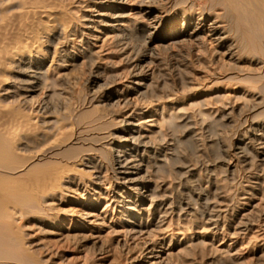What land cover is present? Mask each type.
I'll list each match as a JSON object with an SVG mask.
<instances>
[{
  "label": "rangeland",
  "instance_id": "obj_1",
  "mask_svg": "<svg viewBox=\"0 0 264 264\" xmlns=\"http://www.w3.org/2000/svg\"><path fill=\"white\" fill-rule=\"evenodd\" d=\"M98 1L1 2L0 56L30 32L44 53L0 64V134L24 141H6L5 166L25 179L55 165L64 178L19 205L22 245L4 239L17 258L0 263L264 264V61L186 34L201 11L187 26L177 0ZM146 6L172 25L148 34L157 20ZM125 140L130 186L114 160Z\"/></svg>",
  "mask_w": 264,
  "mask_h": 264
},
{
  "label": "bare ground",
  "instance_id": "obj_2",
  "mask_svg": "<svg viewBox=\"0 0 264 264\" xmlns=\"http://www.w3.org/2000/svg\"><path fill=\"white\" fill-rule=\"evenodd\" d=\"M96 1V0H95ZM121 0H99L97 3L100 4L103 7H116L115 3L120 2ZM134 1V0H133ZM142 0H139V3H141ZM148 1V0H147ZM151 1V0H149ZM2 2V0H0V3ZM56 2V1H55ZM136 2V1H134ZM9 3V2H8ZM111 3V4H110ZM3 3H1L0 5H2ZM147 4V3H146ZM162 4V3H161ZM51 5V4H50ZM148 5V4H147ZM177 6V10L179 9V11L183 12V24L186 23V25H190V20L192 19V15L195 12L196 8L200 9L198 12L199 17L197 22L195 23V26L192 28V30H190L189 32H187L186 34L190 35L191 37L193 36H198L200 32H204V34H206L210 37L213 38L214 41L217 42V44L221 45V46H228V51L231 55L234 56V54L236 52H238L239 50H244L242 51L245 52H251L252 54L257 56V60L260 61H264V0H177L176 4ZM12 6V5H11ZM83 6V5H82ZM3 6H1L2 8ZM118 7V6H117ZM0 8V9H1ZM142 8V7H141ZM176 8V7H175ZM219 8L222 10V12L219 13H215V16L213 17L214 19L210 20L208 23L205 22L206 20V12L211 11L212 9H216ZM18 9V8H17ZM22 9V8H21ZM108 9V8H107ZM114 9V8H113ZM2 10H5L2 9ZM0 10V13L4 14V12ZM7 10V9H6ZM5 10V11H6ZM14 10V9H13ZM16 10V9H15ZM220 10V11H221ZM2 11V12H1ZM21 11V10H20ZM23 11V10H22ZM75 11V10H74ZM216 11V10H215ZM180 12V13H181ZM13 13V11H12ZM16 13V12H15ZM19 13V11H18ZM103 13V12H102ZM142 13L146 15H152V17L156 18L157 23L155 25H151L149 24V28H148V34L156 32L157 28L160 26H170L172 25V21L171 23H167L166 21V17L162 14V13H158L155 12L153 7H145L142 8ZM210 13V12H209ZM1 14V16H2ZM6 14L8 15V13L6 12ZM11 14V13H9ZM20 14H22L20 12ZM25 14V13H24ZM105 14V13H104ZM12 15V14H11ZM10 15V16H11ZM15 15H19V14H15ZM48 15V14H47ZM142 15V14H140ZM0 16V18H1ZM8 16V17H10ZM21 16V15H20ZM28 16V15H27ZM34 15L32 14L31 17H33ZM143 16V15H142ZM3 17V16H2ZM4 17H7L4 14ZM14 17V16H13ZM22 17V16H21ZM26 17V16H25ZM53 16H51L52 18ZM11 18V17H10ZM16 18V17H15ZM15 18L13 19L14 21ZM30 19V18H29ZM77 19V18H76ZM3 19L1 18L0 21H2ZM12 20V19H10ZM79 20V19H78ZM94 19H92L93 21ZM19 21V20H18ZM23 21V20H22ZM72 21V20H71ZM143 21V20H142ZM4 22V21H2ZM12 22V21H11ZM6 23V21H5ZM123 22H121L122 24ZM17 24V23H16ZM29 24V23H28ZM67 24V22H66ZM125 24V22H124ZM3 25V24H2ZM6 25V24H5ZM7 26V25H6ZM21 26V25H20ZM44 26V25H43ZM63 26V25H62ZM27 27V26H26ZM147 27V26H146ZM29 28V27H28ZM42 28V27H41ZM46 28V27H45ZM44 28V29H45ZM174 28V27H173ZM183 28V27H182ZM2 30V29H1ZM33 30V29H32ZM35 30V29H34ZM10 31V30H9ZM13 31V30H12ZM25 31V30H24ZM28 31V30H27ZM52 30L50 29H45V34H50ZM62 31V29H61ZM30 32V30L28 31ZM33 32V31H32ZM60 32V31H59ZM184 30H177L174 31L175 34V38L173 41H179L182 39V36H184ZM36 33V31H35ZM42 33V32H41ZM53 33V32H52ZM74 33V32H73ZM2 34V33H1ZM26 34V33H25ZM24 34V35H25ZM147 35V33H146ZM6 36V35H5ZM203 36V35H202ZM201 36V38H202ZM4 37V36H2ZM9 37V36H7ZM12 37V36H11ZM172 37V36H171ZM10 38V37H9ZM14 38V37H12ZM200 38V36L197 37V39ZM208 38V39H210ZM5 39V38H4ZM8 39V38H7ZM165 39V38H164ZM167 39V38H166ZM194 39V38H193ZM11 40V39H10ZM8 40V43H10ZM44 40V39H43ZM162 40V39H161ZM199 40V39H198ZM212 40V39H210ZM5 42V40H3ZM2 41V42H3ZM206 41V40H204ZM231 41V42H230ZM12 42V41H11ZM199 42V41H198ZM16 43V42H15ZM18 45H14L16 46L17 49H15V47L13 46L14 49L9 47V44H7L8 46H6L4 49L6 51H4V58H2L1 56V63L2 67L3 65H6V62H10L13 61L16 58H32L33 56H35L36 58H38L41 62L44 61V53L42 52V49L40 47V35L39 33L35 34V35H30L28 34L27 36H25V38H21L19 39V41L17 42ZM11 44V43H10ZM13 44V43H12ZM11 44V45H12ZM203 44V43H202ZM2 46L5 44H1ZM18 46V47H17ZM9 47V48H8ZM12 47V46H11ZM189 47V46H188ZM226 47V46H225ZM2 49V48H1ZM2 51V50H1ZM2 51V52H3ZM213 51V50H212ZM241 53V55H242ZM246 53V52H245ZM3 54V53H2ZM3 54V55H4ZM224 54V53H223ZM239 55V53H238ZM250 55V54H249ZM232 56V57H233ZM253 56V57H256ZM54 58V57H53ZM163 59V58H162ZM20 60V59H19ZM18 60V61H19ZM23 60V59H22ZM234 61V60H233ZM8 62V63H9ZM12 63V62H10ZM263 64V63H261ZM50 65V64H49ZM262 65H260L261 67ZM5 67V66H4ZM12 67V66H11ZM163 68V67H162ZM236 68V67H235ZM8 69V68H7ZM262 69V68H261ZM35 71V70H34ZM5 72V71H4ZM220 73V72H219ZM34 75V74H33ZM48 75V74H47ZM1 76V75H0ZM247 77V76H246ZM255 77V76H254ZM45 78V77H44ZM244 78V77H243ZM253 78V77H252ZM259 78V77H258ZM8 80V79H7ZM237 81V80H236ZM240 82V81H239ZM24 83V82H23ZM48 83V82H47ZM249 83V82H248ZM259 84V83H258ZM2 85V84H1ZM251 85V84H250ZM264 86V85H263ZM252 87V86H250ZM255 88V87H254ZM253 89V88H252ZM258 92V91H257ZM22 103V102H21ZM259 105V104H258ZM2 109V107H0ZM5 109V107L3 108ZM2 109V110H3ZM2 113V112H1ZM0 113V114H1ZM12 113V112H11ZM3 115V114H2ZM8 115V114H7ZM6 115V116H7ZM12 115V114H11ZM22 116V115H21ZM26 116V115H25ZM20 118V117H19ZM23 118V116H22ZM33 120V119H32ZM23 121V120H22ZM29 121V120H28ZM34 121V120H33ZM26 122V121H25ZM46 122V121H45ZM27 123V122H26ZM95 123V122H94ZM22 124V123H21ZM32 124V123H31ZM135 125V124H133ZM19 126V125H18ZM16 127V125L14 126ZM5 129V128H4ZM18 129V128H16ZM30 129V128H29ZM32 129V128H31ZM259 129V128H258ZM14 129H12L13 131ZM19 130V129H18ZM3 131V129H2ZM17 131V130H16ZM29 131V130H28ZM263 131V130H262ZM6 132V131H5ZM15 132V131H14ZM13 132V133H14ZM19 132V131H18ZM4 133V132H3ZM26 133V132H25ZM262 133V132H261ZM4 135V134H2ZM0 134V262L3 259H11L15 254L10 253H6L3 252L2 246H4V244H8L9 242H6V240L4 239H11L13 238V240L11 239V241H20L21 245H22V241L20 238L21 236L18 234L19 230L18 227L16 228L15 226V221H16V213L17 212H21V208L27 203H24L25 201L30 202L33 204V202H38L42 197V195H48L51 194L53 191L57 190L60 185H59V181L60 179L64 178L63 177V170H60L58 168H50V167H43L41 169V167L38 166V168H40V170L37 173H33L30 175H28L29 177L27 178H22L20 177L21 175H23L24 173H21L20 176L17 174V170L15 167H6V161H10L12 154L11 150L9 149V147L7 146L6 141H9L10 143H13L16 147H18L19 145H22L24 143L23 138H21L19 135H17V133L15 134H7L5 133V136H2ZM24 135V134H23ZM26 135V134H25ZM28 135V134H27ZM23 137V136H22ZM128 139V138H127ZM138 139V138H137ZM25 140V139H24ZM130 140V138H129ZM126 144L129 148H123V149H119V153H117L115 160V163L117 165V178L120 180V182L122 184H125L127 186H130L132 184H135L134 182L136 181V178H134L133 176L131 177V173L134 172H130L129 169L131 168H137L134 165H132L131 160L133 159H127V154L130 152H128L129 150H133L134 147H132L131 141L125 140ZM50 143V142H49ZM66 143V142H65ZM134 143V142H133ZM132 143V144H133ZM55 144V143H54ZM12 145V144H11ZM62 145V144H61ZM14 146V147H15ZM47 146V145H46ZM54 146V145H53ZM56 146V145H55ZM126 146V147H127ZM264 149V146L262 147ZM20 149V148H19ZM18 150V149H17ZM118 150V149H117ZM49 151V150H48ZM13 152V150H12ZM21 152V151H20ZM43 152V151H42ZM18 153V152H17ZM45 153V152H44ZM56 154V153H55ZM132 154V153H131ZM14 155V154H13ZM20 155V154H19ZM58 155V154H57ZM30 158V157H29ZM12 159H14V157H12ZM11 159V160H12ZM33 159V158H32ZM21 160V159H20ZM83 160V157H82ZM26 161V160H25ZM5 162V164H3ZM13 162V161H12ZM10 162V163H12ZM30 162V160H29ZM24 163V162H23ZM136 163V162H135ZM74 164V163H73ZM13 165V163H12ZM20 165V164H19ZM18 165V167H19ZM10 166V165H9ZM25 166V165H24ZM23 167V166H21ZM18 169V168H17ZM32 169V168H29ZM20 170V169H19ZM30 171V170H29ZM29 171H27L29 174ZM31 172V171H30ZM65 172V171H64ZM66 173V172H65ZM26 174V173H25ZM67 176V175H66ZM95 177V176H94ZM96 177H98V172H96ZM100 177V176H99ZM243 177V176H242ZM243 179V178H242ZM256 183H258V181H256ZM133 187V186H132ZM61 189V188H60ZM59 189V190H60ZM56 194V193H55ZM41 195V197H39ZM138 195L139 197L136 198L137 200H144L146 198V194L144 193V191H138ZM43 196V197H44ZM230 196V195H229ZM39 199V200H38ZM132 199V198H131ZM136 200V201H137ZM24 203L22 204L21 203ZM36 204V203H35ZM131 204H135V206H137L136 202H132ZM22 206L21 208L19 207ZM28 205V204H27ZM127 208H133L134 206L131 205H123ZM33 207V206H32ZM40 207V206H39ZM264 207V206H263ZM38 208V207H37ZM24 209V208H22ZM31 209H35V208H31ZM264 209V208H263ZM41 210V209H40ZM38 211V210H37ZM243 221V220H242ZM242 221L240 220V222L242 223ZM248 221V220H247ZM17 223V221H16ZM248 222H243L244 225L242 226H246L248 224H246ZM250 223V222H249ZM139 226H143L139 225ZM238 227V226H237ZM18 231H17V230ZM141 229V228H139ZM138 229V230H139ZM142 231V230H141ZM20 233V232H19ZM263 237V236H262ZM261 237V238H262ZM259 238V237H258ZM257 238V239H258ZM15 239V240H14ZM16 242H14L16 245ZM5 242V243H4ZM19 242V243H20ZM24 242V240H23ZM4 243V244H3ZM6 244V245H7ZM5 247L7 248L8 246ZM24 245V243H23ZM13 248V247H11ZM8 249V248H7ZM22 249L24 251H27V248L25 246L22 247ZM10 250V249H9ZM12 251V250H11ZM23 251V252H24ZM30 252V251H29ZM28 252V254H29ZM13 254V255H10ZM25 254H27V252H25ZM24 254V256H25ZM32 254V253H31ZM30 254V255H31ZM27 256V255H26ZM28 257V256H27ZM17 257H14L13 259H15ZM19 259V258H18ZM29 259V257H28ZM17 260V259H16ZM4 261V260H3ZM6 261V260H5ZM38 261V260H37ZM16 262V261H15ZM36 263V260H35ZM3 264V263H0Z\"/></svg>",
  "mask_w": 264,
  "mask_h": 264
}]
</instances>
